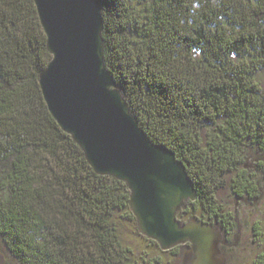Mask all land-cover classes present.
<instances>
[{
    "label": "trees",
    "instance_id": "1",
    "mask_svg": "<svg viewBox=\"0 0 264 264\" xmlns=\"http://www.w3.org/2000/svg\"><path fill=\"white\" fill-rule=\"evenodd\" d=\"M101 1L106 67L195 183L177 217L199 204L221 247L219 181L251 201L264 175V0ZM51 57L35 1L0 0V264H153L120 236L118 219H136L128 184L97 173L48 108Z\"/></svg>",
    "mask_w": 264,
    "mask_h": 264
},
{
    "label": "water",
    "instance_id": "2",
    "mask_svg": "<svg viewBox=\"0 0 264 264\" xmlns=\"http://www.w3.org/2000/svg\"><path fill=\"white\" fill-rule=\"evenodd\" d=\"M34 1L52 55L39 82L59 125L97 173L128 184L141 233L165 250L189 242L183 264H226L215 224L178 219L187 201L198 198L195 183L175 152L140 127L106 67L102 1Z\"/></svg>",
    "mask_w": 264,
    "mask_h": 264
},
{
    "label": "rangeland",
    "instance_id": "3",
    "mask_svg": "<svg viewBox=\"0 0 264 264\" xmlns=\"http://www.w3.org/2000/svg\"><path fill=\"white\" fill-rule=\"evenodd\" d=\"M259 187L260 196L256 197L255 200L245 201L233 196L228 177L219 181L217 202L222 205L223 211L229 213L231 228L227 239L220 247L221 254L225 256L226 264H253L257 254L263 248L264 175L260 178ZM190 212L191 210L188 211L184 220L198 219L203 215V209L199 204L196 205L192 214ZM118 226L123 243L132 249L136 257H140L146 263L183 264L184 252L190 250V247L186 245L163 249L157 242L141 233L136 219L120 218L118 219ZM216 226L223 235L222 228L219 225Z\"/></svg>",
    "mask_w": 264,
    "mask_h": 264
},
{
    "label": "flooded vegetation",
    "instance_id": "4",
    "mask_svg": "<svg viewBox=\"0 0 264 264\" xmlns=\"http://www.w3.org/2000/svg\"><path fill=\"white\" fill-rule=\"evenodd\" d=\"M187 247H190V246H188V245H186Z\"/></svg>",
    "mask_w": 264,
    "mask_h": 264
}]
</instances>
